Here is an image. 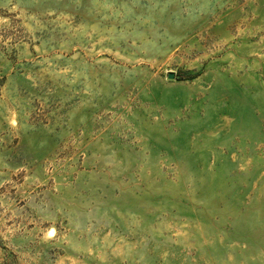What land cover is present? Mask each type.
Returning <instances> with one entry per match:
<instances>
[{
    "label": "rangeland",
    "instance_id": "374dc122",
    "mask_svg": "<svg viewBox=\"0 0 264 264\" xmlns=\"http://www.w3.org/2000/svg\"><path fill=\"white\" fill-rule=\"evenodd\" d=\"M0 264H264V0H0Z\"/></svg>",
    "mask_w": 264,
    "mask_h": 264
},
{
    "label": "water",
    "instance_id": "95a60500",
    "mask_svg": "<svg viewBox=\"0 0 264 264\" xmlns=\"http://www.w3.org/2000/svg\"><path fill=\"white\" fill-rule=\"evenodd\" d=\"M178 77H180V76L175 74L174 72H169L168 73V78L169 79H175V78H178Z\"/></svg>",
    "mask_w": 264,
    "mask_h": 264
}]
</instances>
